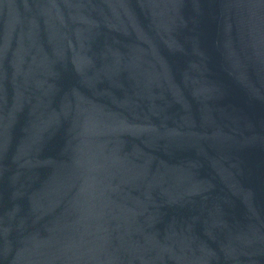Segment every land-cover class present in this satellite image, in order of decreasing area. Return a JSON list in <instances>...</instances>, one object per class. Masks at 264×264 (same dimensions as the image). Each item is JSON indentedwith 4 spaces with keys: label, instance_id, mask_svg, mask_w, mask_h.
I'll use <instances>...</instances> for the list:
<instances>
[{
    "label": "water",
    "instance_id": "95a60500",
    "mask_svg": "<svg viewBox=\"0 0 264 264\" xmlns=\"http://www.w3.org/2000/svg\"><path fill=\"white\" fill-rule=\"evenodd\" d=\"M0 264H264V0H0Z\"/></svg>",
    "mask_w": 264,
    "mask_h": 264
}]
</instances>
